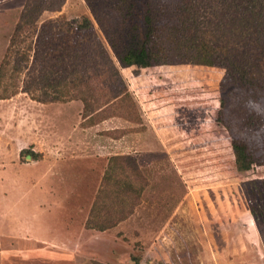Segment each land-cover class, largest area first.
Segmentation results:
<instances>
[{"label":"rangeland","instance_id":"rangeland-1","mask_svg":"<svg viewBox=\"0 0 264 264\" xmlns=\"http://www.w3.org/2000/svg\"><path fill=\"white\" fill-rule=\"evenodd\" d=\"M27 1L0 0V264H264V0H59L16 45ZM84 17L126 88L87 108L39 82Z\"/></svg>","mask_w":264,"mask_h":264},{"label":"trees","instance_id":"trees-1","mask_svg":"<svg viewBox=\"0 0 264 264\" xmlns=\"http://www.w3.org/2000/svg\"><path fill=\"white\" fill-rule=\"evenodd\" d=\"M58 6L59 0H28L24 7V11L22 12L20 22L18 24L19 26L17 34L14 36L15 38L13 39V43L17 45L19 42H22V40H24L23 38H25V35H23V33L28 32V36H32L34 29L36 30V21L39 14L45 9L57 10ZM83 20V22L73 25L68 22H65L63 24L65 32H67V34L69 33V31L71 32V30L73 31V34H77V44L75 46L76 48H67L69 42H67V38L63 39V42L65 44H63L62 47L65 48H62V51L64 49V52L60 56L59 63L64 66L63 70L64 72H66V74L59 75L57 77L58 79L56 80V83L52 84V82L50 81V75L54 73V70H43V73L39 77V82L41 84V91L45 92V88L47 86L53 87L54 89H57L55 90L57 99L81 98V100H83L84 102V108H87L90 103L89 100L85 98L83 93L91 94V92L95 89L97 92L109 91L111 93V95L109 96H105L103 98L104 95L101 94L93 98V101L98 104L102 101L109 102L111 98L114 99L115 97H118L120 95V98H122L126 94V88L124 81L120 77L118 69L112 62V59L110 58L104 45L94 32L90 19L84 17ZM65 36L67 35L65 34ZM27 49H33L34 53L38 51L35 47H32L30 45L27 47ZM28 50L20 51L21 58L26 61L23 65H19V59L15 60V69L19 65V67L17 68L19 69L18 71H20L22 68H25L27 63L29 62L30 54ZM89 60H93L92 72L88 70V67H90L88 66ZM8 64L9 60L6 59L4 65L7 66ZM104 72L108 73V80H104L101 78V75L105 74ZM55 73L58 74L56 70ZM12 77H9L11 80H8L9 82L2 88L0 99L8 98L10 95L17 92V89L19 87V80L15 79L16 76ZM114 77L118 79V85L114 86L115 89L110 90V88H108L109 82L107 81H111V78ZM91 79H93L95 89H93L94 87L90 86ZM106 82L107 85L105 84ZM70 86L78 88L77 92H71L68 89ZM81 86H83V88H81ZM23 88L26 92L33 94L35 96L34 98H36L37 100L40 99L34 94L35 86L30 84L29 82H25ZM82 89L85 92H80L82 91ZM79 93L80 95L78 96L80 97L77 96V94ZM23 150L24 149H22L21 152ZM30 153L36 154L32 150H30ZM128 157L129 155H126V158Z\"/></svg>","mask_w":264,"mask_h":264},{"label":"crops","instance_id":"crops-1","mask_svg":"<svg viewBox=\"0 0 264 264\" xmlns=\"http://www.w3.org/2000/svg\"><path fill=\"white\" fill-rule=\"evenodd\" d=\"M73 103H75L74 105L77 107V105H79V104H76L77 102H75V101H70V102H68V103H66V104H64L63 106H62V109H63V107H65V106H70V105H72ZM79 107V106H78ZM61 108V107H60ZM80 110V108L79 109H77L76 111H79ZM123 154H124V152H123Z\"/></svg>","mask_w":264,"mask_h":264}]
</instances>
